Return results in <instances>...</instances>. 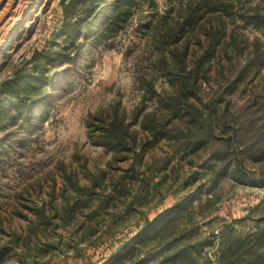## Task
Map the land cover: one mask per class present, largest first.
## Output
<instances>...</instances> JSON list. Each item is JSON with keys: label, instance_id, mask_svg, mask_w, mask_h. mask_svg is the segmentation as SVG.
I'll use <instances>...</instances> for the list:
<instances>
[{"label": "rangeland", "instance_id": "374dc122", "mask_svg": "<svg viewBox=\"0 0 264 264\" xmlns=\"http://www.w3.org/2000/svg\"><path fill=\"white\" fill-rule=\"evenodd\" d=\"M68 2L0 0V84L37 86L0 97V264H264V1L133 0L67 28ZM182 83L188 113L159 101ZM122 118L127 145L101 143Z\"/></svg>", "mask_w": 264, "mask_h": 264}, {"label": "trees", "instance_id": "16d2710c", "mask_svg": "<svg viewBox=\"0 0 264 264\" xmlns=\"http://www.w3.org/2000/svg\"><path fill=\"white\" fill-rule=\"evenodd\" d=\"M118 4L115 3L113 6H116L114 11H111L109 13H106L107 9L101 10L103 6L106 5V0H69V2L64 5V15H65V23L64 26L72 27V25L77 27H82L83 25H88L92 22V18H94L96 15L104 16V14H107V19L109 17H112V19H116V22L118 24V19L121 17V15H125L127 13L128 7H125V3H129L133 0H117ZM264 0H262L263 2ZM78 4H80L78 6ZM99 5V6H97ZM98 7V8H96ZM129 10V9H128ZM77 18L75 20H72L73 17H69L71 14H76ZM245 14V13H244ZM188 19H190L192 12L189 11L187 14H185ZM246 17V16H245ZM249 19V18H247ZM70 20V21H69ZM68 21V22H67ZM249 21H251L254 25L259 26L263 28L264 30V13L255 12L253 15L250 16ZM116 24V25H117ZM108 26V22L106 21L104 24V29ZM90 28V27H89ZM88 28V29H89ZM102 30V33L105 34V30ZM70 31V30H69ZM74 34V33H73ZM73 34L70 35L69 38V44H75L77 43V49H80L81 44L83 43L81 40L76 41V39L73 38ZM224 36V29L222 27L218 28L215 32V34L211 35L209 37L208 47L207 51H214L217 49L218 43H220L221 38ZM233 42V41H232ZM230 43V42H227ZM235 44H233L234 48ZM69 46H65L62 49H59L57 51L52 52V56H47L48 58L44 57L50 62H53L56 60V57L60 59H69L74 60V56L72 55L71 51H67V48ZM227 45L225 46V49H227ZM227 52V50H226ZM37 54V53H36ZM205 55H201L202 60ZM37 57V55H36ZM176 63L180 67L178 71L180 75V81L183 83H189L193 79V74L195 71V68H197L200 64V60H198L191 71L189 72H183L184 67L186 66V59L184 52H180L176 54ZM44 71L41 70V73ZM20 70H16L11 77L4 80L0 84V97L2 95L8 96L10 99L14 101V99L18 100L17 103H20L21 105L24 104V99L27 98V94H29L28 91H36L37 86H33L31 83H29V80L22 82L20 79ZM181 84L179 90L176 94H169L166 96H160L159 101L161 104H164L168 107H170L174 112L178 113L183 109V113H188V111L193 107L191 103H189L186 100L187 94H189L190 88L187 86V84ZM23 100V101H22ZM10 101V100H9ZM4 110L3 113L9 112L10 106L6 107L4 103L0 102V111ZM153 115V114H152ZM151 113H146L144 115V118L142 120L143 125L148 127L150 131L153 132V134L156 135H163L164 132L161 128H159V125L156 123L154 119L150 118ZM150 118V119H149ZM101 137L102 140L101 143H104L105 145L109 146H116V145H122L126 146L129 136V125L126 123V121L122 118V121H114L110 123L106 128L103 129ZM3 255V251H0V258Z\"/></svg>", "mask_w": 264, "mask_h": 264}]
</instances>
